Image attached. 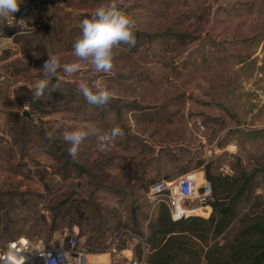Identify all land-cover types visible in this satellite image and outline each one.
Masks as SVG:
<instances>
[{
	"label": "rangeland",
	"instance_id": "374dc122",
	"mask_svg": "<svg viewBox=\"0 0 264 264\" xmlns=\"http://www.w3.org/2000/svg\"><path fill=\"white\" fill-rule=\"evenodd\" d=\"M108 2L23 0L0 24V247L19 235L60 246L73 229L93 252L125 229L149 237L164 204L151 186L208 169L214 197L240 195L236 215L218 236L198 224L179 259L247 262L264 226V0H122L140 39L116 49L113 72L61 69L32 99L49 55L74 62L70 35ZM96 82L113 93L106 107L79 89ZM82 125L94 134L73 158L63 133ZM113 128L123 136L102 142Z\"/></svg>",
	"mask_w": 264,
	"mask_h": 264
},
{
	"label": "built area",
	"instance_id": "2783aa9c",
	"mask_svg": "<svg viewBox=\"0 0 264 264\" xmlns=\"http://www.w3.org/2000/svg\"><path fill=\"white\" fill-rule=\"evenodd\" d=\"M198 174L197 170L188 171L176 180L161 179L151 186V196L166 205L173 221L189 217L207 219L212 215L211 182L205 178L199 182ZM146 240L144 234L125 229L115 234L106 248L93 252L81 242L76 229L66 233V243L60 246L19 235L0 247V264H96L89 260L91 253H107V264H146Z\"/></svg>",
	"mask_w": 264,
	"mask_h": 264
},
{
	"label": "clouds",
	"instance_id": "9594fccd",
	"mask_svg": "<svg viewBox=\"0 0 264 264\" xmlns=\"http://www.w3.org/2000/svg\"><path fill=\"white\" fill-rule=\"evenodd\" d=\"M22 3L23 0H0V24L15 16ZM120 3L122 0H109L108 3L96 8L90 19L82 21V35L73 47V55L76 58L74 62L62 63L57 56L49 55L40 69L43 78L32 90V99L44 98L45 90L53 83L54 77L58 80L57 73L61 69L67 74H75L88 64L95 73L113 72L116 49L121 44L135 47L137 42L135 34L139 30L135 19L119 7ZM79 89L90 105L103 108L113 99V93L101 87L99 82L91 87L86 83H80ZM92 134L93 130L86 125L64 132L63 140L70 145L69 155L75 158L81 145ZM123 134L122 129L113 128L108 134L101 136L100 140L112 143Z\"/></svg>",
	"mask_w": 264,
	"mask_h": 264
},
{
	"label": "trees",
	"instance_id": "16d2710c",
	"mask_svg": "<svg viewBox=\"0 0 264 264\" xmlns=\"http://www.w3.org/2000/svg\"><path fill=\"white\" fill-rule=\"evenodd\" d=\"M73 30L75 29L72 28L71 32H73ZM81 35L82 28L79 27L76 38L78 37L79 39ZM135 35L136 40H139L140 31L138 30ZM74 37L75 34L70 35L68 42L75 43V40H72ZM42 40H39V49L45 47V45L47 44L46 42H44V40ZM71 45L73 46H70L69 49H73L74 44ZM206 175L214 185L215 194H218L219 179L217 177H213L208 169L206 170ZM239 197V194L233 193L229 194L226 198L214 197V200L212 201L213 213L210 219H205L202 217H189L187 219L173 221L170 217L168 208L165 204H163L159 209L157 222L152 229V233L149 237H147L146 240V264H190L189 261L180 260L178 256L182 252L181 250L184 249L183 247L186 243V239L190 238L188 236H195L194 228H196L198 224L201 223H211L213 225L214 235L218 236L220 234H223L225 230L230 226L236 215V207ZM251 231L261 235L262 240L259 244V248L250 256H246L248 261L245 262L242 259V262L239 263L264 264V226L256 224L251 227ZM182 233L187 234L186 236L181 237L183 235ZM207 258L209 261L214 262L212 256H207Z\"/></svg>",
	"mask_w": 264,
	"mask_h": 264
},
{
	"label": "bare ground",
	"instance_id": "6f19581e",
	"mask_svg": "<svg viewBox=\"0 0 264 264\" xmlns=\"http://www.w3.org/2000/svg\"><path fill=\"white\" fill-rule=\"evenodd\" d=\"M199 176V182H202L203 180V175L200 176V174H198ZM89 260L92 263H96V264H107L109 262V256L107 253H91L89 256Z\"/></svg>",
	"mask_w": 264,
	"mask_h": 264
},
{
	"label": "water",
	"instance_id": "95a60500",
	"mask_svg": "<svg viewBox=\"0 0 264 264\" xmlns=\"http://www.w3.org/2000/svg\"><path fill=\"white\" fill-rule=\"evenodd\" d=\"M21 114L24 118H28L31 121H35L36 119L35 115L31 113L28 107H25V109L21 111Z\"/></svg>",
	"mask_w": 264,
	"mask_h": 264
}]
</instances>
